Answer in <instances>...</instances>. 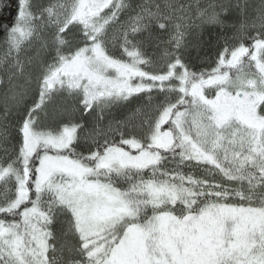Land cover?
<instances>
[{
    "label": "snow or ice",
    "instance_id": "6c2138e0",
    "mask_svg": "<svg viewBox=\"0 0 264 264\" xmlns=\"http://www.w3.org/2000/svg\"><path fill=\"white\" fill-rule=\"evenodd\" d=\"M0 264H264V0H0Z\"/></svg>",
    "mask_w": 264,
    "mask_h": 264
},
{
    "label": "rangeland",
    "instance_id": "374dc122",
    "mask_svg": "<svg viewBox=\"0 0 264 264\" xmlns=\"http://www.w3.org/2000/svg\"><path fill=\"white\" fill-rule=\"evenodd\" d=\"M234 1V0H233ZM205 2H206V0H205Z\"/></svg>",
    "mask_w": 264,
    "mask_h": 264
},
{
    "label": "trees",
    "instance_id": "16d2710c",
    "mask_svg": "<svg viewBox=\"0 0 264 264\" xmlns=\"http://www.w3.org/2000/svg\"><path fill=\"white\" fill-rule=\"evenodd\" d=\"M233 2H235V0Z\"/></svg>",
    "mask_w": 264,
    "mask_h": 264
}]
</instances>
